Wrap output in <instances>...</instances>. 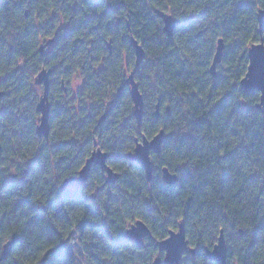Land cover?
<instances>
[{
	"label": "clouds",
	"instance_id": "clouds-1",
	"mask_svg": "<svg viewBox=\"0 0 264 264\" xmlns=\"http://www.w3.org/2000/svg\"><path fill=\"white\" fill-rule=\"evenodd\" d=\"M0 264H264V0H0Z\"/></svg>",
	"mask_w": 264,
	"mask_h": 264
},
{
	"label": "water",
	"instance_id": "water-1",
	"mask_svg": "<svg viewBox=\"0 0 264 264\" xmlns=\"http://www.w3.org/2000/svg\"><path fill=\"white\" fill-rule=\"evenodd\" d=\"M254 51H256V50H254Z\"/></svg>",
	"mask_w": 264,
	"mask_h": 264
}]
</instances>
